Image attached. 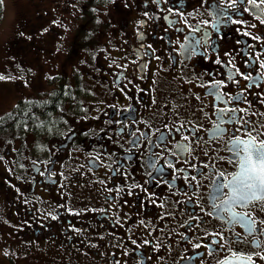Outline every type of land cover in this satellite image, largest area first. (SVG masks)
<instances>
[{"label": "flooded vegetation", "instance_id": "flooded-vegetation-1", "mask_svg": "<svg viewBox=\"0 0 264 264\" xmlns=\"http://www.w3.org/2000/svg\"><path fill=\"white\" fill-rule=\"evenodd\" d=\"M83 1L73 40L5 45L0 117L27 109L0 132V264H264V224L211 196L231 141L264 140V0Z\"/></svg>", "mask_w": 264, "mask_h": 264}, {"label": "snow or ice", "instance_id": "snow-or-ice-1", "mask_svg": "<svg viewBox=\"0 0 264 264\" xmlns=\"http://www.w3.org/2000/svg\"><path fill=\"white\" fill-rule=\"evenodd\" d=\"M199 43L196 41V44ZM191 51L195 53V48ZM217 62L219 63V61ZM260 66L264 68V63H261ZM3 78L0 76V79ZM219 111L221 113L235 112L236 109L222 108ZM221 122H223V117H221ZM178 148L182 153L183 146L178 145ZM230 151L231 155L238 159L239 171L234 173L226 183L222 180L213 182L214 187L211 192L213 208L221 220L227 214V219L230 222L240 223L248 233L255 234L259 231L257 225L264 224V220H258L249 213L241 215L234 209L246 207L253 202L261 203V206L264 207V140H257L256 137L244 140L237 136L231 141ZM225 197L227 198L225 199ZM216 200H219L220 203L216 204ZM255 255L264 259V255L259 252ZM234 256L239 264H255L252 254L234 253ZM221 264H225V262L222 261ZM228 264H232V262L229 261Z\"/></svg>", "mask_w": 264, "mask_h": 264}, {"label": "rangeland", "instance_id": "rangeland-1", "mask_svg": "<svg viewBox=\"0 0 264 264\" xmlns=\"http://www.w3.org/2000/svg\"><path fill=\"white\" fill-rule=\"evenodd\" d=\"M1 1L3 4V14L0 20V67H2L1 63L6 55L7 48H5V45H7L9 41L17 39L26 42L29 41V39H32L33 41H36L33 42L34 44L42 45L41 39L49 33V27H58L61 30H65L67 33L66 35H64L65 39L73 40L75 34L72 22L79 15L80 8H83L81 10V14L83 15L87 14L85 12L86 8L90 9L86 6V2L83 0ZM93 13L99 14V11L92 10V14ZM73 16H75V18H73ZM89 16L91 15H85L86 18H89ZM55 17L56 19L54 20ZM59 20H61L62 22H56ZM64 22H67L68 24ZM31 25L35 26V28H33L35 29V34L32 35H35L37 37H31V33L28 31V28H31ZM93 32V36L95 37V31L93 30ZM63 53V50L56 51V55L59 57H62ZM2 68H0V70ZM10 70L11 71L5 74H7L9 78H12L15 72L13 71V69ZM0 74L2 73L0 72ZM2 101L3 104L0 106L4 107L6 100L1 99L0 102ZM3 257L4 256L2 255V258Z\"/></svg>", "mask_w": 264, "mask_h": 264}, {"label": "trees", "instance_id": "trees-1", "mask_svg": "<svg viewBox=\"0 0 264 264\" xmlns=\"http://www.w3.org/2000/svg\"><path fill=\"white\" fill-rule=\"evenodd\" d=\"M2 14H3V4H2V1L0 0V20L2 18ZM26 107L24 106H18L16 107L14 110H12L10 113H7L5 116L3 117H0V132H4L6 127L8 126V124L6 123L9 118H11L13 116L14 119H12V122L10 124V127L11 126H15L17 124H20V119H22V117L24 118V114L26 112ZM35 116L41 114L40 111H36L33 113Z\"/></svg>", "mask_w": 264, "mask_h": 264}, {"label": "clouds", "instance_id": "clouds-1", "mask_svg": "<svg viewBox=\"0 0 264 264\" xmlns=\"http://www.w3.org/2000/svg\"><path fill=\"white\" fill-rule=\"evenodd\" d=\"M219 203H220V201H219Z\"/></svg>", "mask_w": 264, "mask_h": 264}]
</instances>
